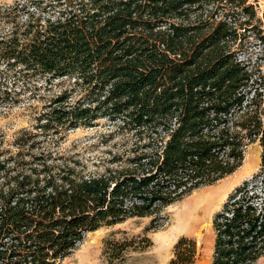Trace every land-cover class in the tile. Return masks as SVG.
Masks as SVG:
<instances>
[{"label": "trees", "instance_id": "trees-1", "mask_svg": "<svg viewBox=\"0 0 264 264\" xmlns=\"http://www.w3.org/2000/svg\"><path fill=\"white\" fill-rule=\"evenodd\" d=\"M50 6L44 22L15 25L0 38V64L7 74L21 69L12 85L38 76L48 86L72 82L49 98L37 128L56 136L104 118L135 141L95 172L58 153H0V264H55L86 234L156 217L232 175L258 142L253 185L235 189L213 217L210 262L255 264L264 256V76L235 45L243 30L264 48V12L258 17L249 0ZM14 88L0 86V99L13 102ZM195 258V242L181 238L168 264Z\"/></svg>", "mask_w": 264, "mask_h": 264}, {"label": "rangeland", "instance_id": "rangeland-1", "mask_svg": "<svg viewBox=\"0 0 264 264\" xmlns=\"http://www.w3.org/2000/svg\"><path fill=\"white\" fill-rule=\"evenodd\" d=\"M55 0H0V38L13 26L28 21L44 22L51 14L50 5ZM262 16L264 0H249ZM235 45L238 58L249 64L257 75L264 76V48L251 32L239 30ZM0 64V86L12 89L18 95L13 102L0 99V153L2 156L17 151L33 153L53 152L64 159L79 161L89 172L113 167L109 160L115 153L125 154L133 148L135 139L108 119H99L91 127L68 129L60 135L41 132L37 127L46 113L52 95L69 90L68 79L55 80L46 85V76L35 77L30 82L14 77L20 71ZM15 75V76H14ZM14 76V77H13ZM13 77V78H12ZM76 97V96H74ZM261 148L258 142L248 145L240 168L232 175L212 186L193 191L182 200L168 206L156 217L133 218L114 226L103 227L86 234L81 243L66 258L55 264H168L174 246L181 238L194 241L196 258L193 264H210L215 233L212 220L221 211L235 189L248 181L254 183L259 172ZM258 182V181H257ZM259 183V182H258ZM80 261L82 263H80ZM255 264H264V256Z\"/></svg>", "mask_w": 264, "mask_h": 264}, {"label": "bare ground", "instance_id": "bare-ground-1", "mask_svg": "<svg viewBox=\"0 0 264 264\" xmlns=\"http://www.w3.org/2000/svg\"><path fill=\"white\" fill-rule=\"evenodd\" d=\"M80 263H82V262L80 261Z\"/></svg>", "mask_w": 264, "mask_h": 264}]
</instances>
